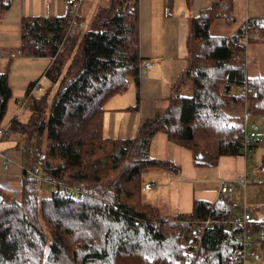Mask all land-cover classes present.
<instances>
[{
  "label": "trees",
  "instance_id": "1",
  "mask_svg": "<svg viewBox=\"0 0 264 264\" xmlns=\"http://www.w3.org/2000/svg\"><path fill=\"white\" fill-rule=\"evenodd\" d=\"M12 0H0V17ZM138 0H106L84 25L67 8L58 16H22L20 49L26 56H49L40 94L25 92L28 116L13 118L8 131L31 150L44 140L41 169L57 184L82 186L80 200L25 177L16 189L0 186V264H179L189 262L199 232L193 223L233 217L234 205L194 200L191 211L161 215L141 191L145 173L171 163L150 157L152 135L161 130L191 150L196 165H215L220 156L242 154L238 118L247 100L252 115H264V76L249 77L244 38L264 37V16L248 18L230 35L209 31L220 16L211 5L192 19L186 69L165 107L141 120L137 136L102 135L104 101L138 85ZM189 83L183 94L180 88ZM41 85V84H40ZM11 87L0 70V125ZM8 133V132H7ZM257 138L252 145H256ZM39 144V143H38ZM264 182V154L259 165ZM46 185V184H45ZM250 212V211H249ZM251 214V212H250ZM257 259L264 264V221L251 216ZM254 240H256L254 238ZM235 230L213 223L202 237L195 264H239Z\"/></svg>",
  "mask_w": 264,
  "mask_h": 264
},
{
  "label": "crops",
  "instance_id": "2",
  "mask_svg": "<svg viewBox=\"0 0 264 264\" xmlns=\"http://www.w3.org/2000/svg\"><path fill=\"white\" fill-rule=\"evenodd\" d=\"M98 1H11L0 17V70L7 72L11 87L9 101L13 100V103H16V110L12 115V103L10 114L6 120L3 119L1 125L10 124L13 118L19 121L27 118L28 115L24 117L17 115L21 111L18 102L25 98V92L31 82L38 81L43 88L44 72L52 60L49 56L22 54L21 17L58 16L64 14L68 8L71 17L77 14L84 22L81 26L73 25L70 31L81 27L80 35H82L84 25L98 6ZM73 3L76 4L75 12H72L71 8ZM213 4L218 5L217 9L221 13L217 17L223 18L226 22L235 19L236 9H239L240 14L245 12L246 20L264 16V0H138V51L140 61L149 60L150 65L141 70L142 72L138 71L137 87L131 80L125 89L104 101L101 130L103 137L134 139L141 120L152 118L158 109L166 106L175 82L187 66L189 58L187 39L191 31L192 19ZM228 7L230 13L227 15L224 11ZM42 88L34 89L32 94H40ZM251 130L256 132L258 139L256 144H261L256 128ZM11 132V135L8 131L0 137V186L16 189L21 183L20 168L23 166L24 157L21 150L16 148L14 131ZM148 152L150 157L172 164L170 168L162 165L153 166L144 175L145 182H150L154 186L147 190L152 191V196L147 197L146 194L147 201L156 206L162 216L172 218L177 214L186 215L191 211L193 201L196 199L213 203L216 200L221 179L246 174L253 176L254 180L247 183L245 187L235 188L231 198L234 211L241 212L245 206L251 212L254 207L258 216L264 217L263 177L259 178L247 172L246 157L242 154L220 156L217 163L211 166L196 165L191 150L171 141L161 130L152 135ZM3 155L9 161L7 169L2 166ZM9 172L10 175H5ZM150 176L152 180L147 179ZM237 190H240V197L236 193ZM237 200H239L238 206ZM257 247L258 245L253 251L256 259Z\"/></svg>",
  "mask_w": 264,
  "mask_h": 264
},
{
  "label": "built area",
  "instance_id": "3",
  "mask_svg": "<svg viewBox=\"0 0 264 264\" xmlns=\"http://www.w3.org/2000/svg\"><path fill=\"white\" fill-rule=\"evenodd\" d=\"M72 12H75L76 4L73 3L72 6ZM74 17H71L70 19H73ZM72 29V28H71ZM150 61L144 60L139 62L138 71H141L144 68L149 67ZM42 87L39 82H35L29 89L28 95H30L34 89L40 90ZM19 109H22L25 107V98L22 101L18 102ZM250 111L247 108L243 109L242 115L239 116V119L236 121L235 124H241L242 125V132L240 137V143H241V151L242 155L247 157L250 155L252 151V145L256 138V132L254 130H247L245 128V120L248 116H250ZM10 124L7 123L5 125L0 126V137L4 136L8 130H9ZM2 166L4 169H7L9 167V161L7 157L4 155L2 156ZM22 170V176L23 177H34L38 181L45 182L48 186L53 187H59L60 189H64L67 196L74 200H80L83 195L85 194L84 188L81 186H63L61 184L54 183L50 181L47 177L45 172L41 169L40 164H33L29 167H21ZM254 180L253 176H247L246 174H240L237 175L235 178H226L221 179L216 201L220 202L223 205H227L232 198L233 192L237 186L245 187V185L251 181ZM152 188V183L145 182L141 190L147 191ZM213 202V203H214ZM251 214L249 212V209L247 207H243L242 211L235 210L233 212V217L230 219H223V220H213L211 218H206L201 221H197L193 223V228L196 229L199 232L198 240H196L193 243L192 248V257L190 258L189 262L186 261H180L179 264H195V260L198 257V250L201 242V237L204 233V231L211 226L213 223H221L223 227L226 228H232L235 230V237L238 243L237 247V259L239 264H246L248 259H251L254 257L253 253V243H254V235L252 233V227H251Z\"/></svg>",
  "mask_w": 264,
  "mask_h": 264
},
{
  "label": "rangeland",
  "instance_id": "4",
  "mask_svg": "<svg viewBox=\"0 0 264 264\" xmlns=\"http://www.w3.org/2000/svg\"><path fill=\"white\" fill-rule=\"evenodd\" d=\"M104 1L106 0H99L98 5L102 4ZM224 13H226L227 15L230 13V8L228 7L226 9V11H224ZM234 16L235 19L232 20L231 22H226L224 21L223 18H215L213 20V22L211 23L210 26V33L211 34H215V35H230L233 34L234 32L237 31V29L241 26H245L246 23V19H245V12L240 14L239 9H236V11H234ZM244 43L246 44V48H245V59H246V70H247V75L249 77H254V76H264V37L263 36H259L256 35L253 32H248L246 34V37L244 38ZM189 84V83H188ZM186 84L183 87L180 88L179 92H182L183 94L187 93L189 90V85ZM13 98V97H12ZM12 101V102H11ZM9 105H8V110L6 112L5 115V120L7 119V116H9L10 114V109H11V104L13 103V100L9 101ZM16 103H13V110H12V115L14 114L15 110H16ZM244 108H248V102L247 100L244 101V105H243V109ZM243 109L241 110L239 116L242 115ZM11 115V116H12ZM20 116H27L28 115V110L24 107L21 109L20 113L17 114ZM239 119L235 118L232 119V124H235L236 121ZM251 120V121H250ZM245 128L248 129H253L256 128L260 139H261V144H256L254 150L252 153H250V155H248L246 157V161H247V172L250 174H254L255 176L261 178V171L258 168L259 165V161L261 156L264 154V115H252L250 114V116H248L245 120ZM10 135H11V131ZM16 139H15V143H16V148H19L23 154L24 157V162H23V166L22 167H29L30 165L33 164H42V159H43V148H44V140H40L36 146H35V139H32V144H31V150L27 151L24 148V143H20L18 145L17 142V138H18V134L14 132V134ZM14 145V143H13ZM5 175H10V172L5 174ZM20 175H21V181L25 178L22 176V170L20 168ZM148 180H152L151 176L147 178ZM38 181V180H37ZM42 182L44 185H42L40 191H39V196L42 195H48L49 192L52 190L53 186H48L45 182L43 181H39ZM156 182V180H155ZM159 182L157 181V184ZM46 184V185H45ZM21 186V183L18 185L17 188H19ZM63 186H73V185H63ZM82 187V186H81ZM152 187L153 184H152ZM142 191V190H141ZM240 190H237V195L238 197H240ZM154 193V191H153ZM143 194L146 197H150L152 196V191H147V192H143ZM237 197V196H236ZM239 200L236 201V205L238 206ZM168 205V204H167ZM173 206V204H171ZM253 211V219H259L260 216H258V212L254 209V207H252L251 212ZM257 236L258 234L254 235V238L256 240H254L253 243V251L254 248L258 245L257 242ZM246 264H261L260 260L256 259V257L254 256L253 259H248Z\"/></svg>",
  "mask_w": 264,
  "mask_h": 264
},
{
  "label": "water",
  "instance_id": "5",
  "mask_svg": "<svg viewBox=\"0 0 264 264\" xmlns=\"http://www.w3.org/2000/svg\"><path fill=\"white\" fill-rule=\"evenodd\" d=\"M260 220L264 221V217H261Z\"/></svg>",
  "mask_w": 264,
  "mask_h": 264
},
{
  "label": "bare ground",
  "instance_id": "6",
  "mask_svg": "<svg viewBox=\"0 0 264 264\" xmlns=\"http://www.w3.org/2000/svg\"><path fill=\"white\" fill-rule=\"evenodd\" d=\"M143 70V69H142ZM142 72V71H141Z\"/></svg>",
  "mask_w": 264,
  "mask_h": 264
}]
</instances>
